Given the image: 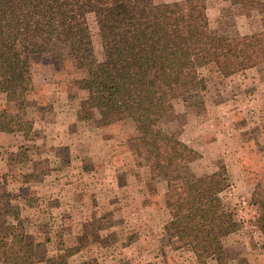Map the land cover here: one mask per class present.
Wrapping results in <instances>:
<instances>
[{
	"label": "rangeland",
	"instance_id": "374dc122",
	"mask_svg": "<svg viewBox=\"0 0 264 264\" xmlns=\"http://www.w3.org/2000/svg\"><path fill=\"white\" fill-rule=\"evenodd\" d=\"M179 2L205 8L212 34L228 36L234 29L264 52V0H255L254 8L242 0H146L156 8ZM87 21L103 64L95 15ZM198 75L203 94L166 105L159 127L201 158L162 169L152 180L133 143L140 135L134 118L145 115L127 105L107 116L95 110L84 120L87 93L79 81L86 66L70 57L64 33L44 40L24 68L17 102L0 92V202L21 209L25 229L24 248L9 253L28 255L41 243L56 264H199L192 252L169 249L157 212L186 173L210 175L224 167L232 184L222 197L240 228L223 240L222 254L210 264H264V200L253 201L255 189H264V66L224 78L209 63ZM253 108L259 113L241 115ZM25 122L33 128L19 131Z\"/></svg>",
	"mask_w": 264,
	"mask_h": 264
},
{
	"label": "trees",
	"instance_id": "16d2710c",
	"mask_svg": "<svg viewBox=\"0 0 264 264\" xmlns=\"http://www.w3.org/2000/svg\"><path fill=\"white\" fill-rule=\"evenodd\" d=\"M241 4L256 5L255 0ZM89 14L96 18L103 64L95 56ZM57 32L68 38L70 57L87 69V76L79 81V89L87 93L81 110L84 120H90L95 110L103 109L107 116L127 105L145 115L134 118L140 135L133 143L152 180L162 169L187 166L201 158L159 127L166 105L203 94L205 84L198 70L214 63L229 78L264 66V52L255 51L234 29L228 36L212 34L207 10L186 2L156 8L146 0H0V92L7 102H17L28 60ZM18 127L24 131L33 124ZM182 180L169 188L165 207L157 215L169 236L170 250L186 249L199 264H210L222 254L223 240L240 228L222 197L231 188V179L223 167L210 175L188 172ZM261 200L264 189L257 187L253 201ZM20 210L12 202H0V264H56L43 255L41 243L28 255L9 253L25 246ZM259 230L264 235V214Z\"/></svg>",
	"mask_w": 264,
	"mask_h": 264
},
{
	"label": "crops",
	"instance_id": "0c3cea01",
	"mask_svg": "<svg viewBox=\"0 0 264 264\" xmlns=\"http://www.w3.org/2000/svg\"><path fill=\"white\" fill-rule=\"evenodd\" d=\"M252 110H253L254 112L249 111V110H247V112H246L245 110H242V111H241V115H245V113H246V114H252V115L256 114V112L259 113V111H257L255 108H253ZM50 123H51V122H49V125H51ZM62 123H63V122H60L59 124H62ZM55 125L57 126V124H54V126H55ZM60 128H63V127L60 125V126H59V129H60ZM51 129H52V127H51ZM242 164H243V162H242ZM242 164H241V165H242Z\"/></svg>",
	"mask_w": 264,
	"mask_h": 264
}]
</instances>
